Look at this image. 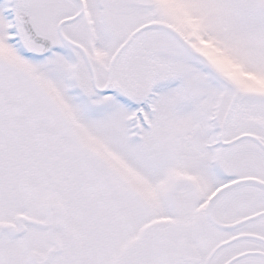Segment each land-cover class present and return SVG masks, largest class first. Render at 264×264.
<instances>
[{"label": "snow or ice", "instance_id": "6c2138e0", "mask_svg": "<svg viewBox=\"0 0 264 264\" xmlns=\"http://www.w3.org/2000/svg\"><path fill=\"white\" fill-rule=\"evenodd\" d=\"M0 264H264V0H0Z\"/></svg>", "mask_w": 264, "mask_h": 264}]
</instances>
